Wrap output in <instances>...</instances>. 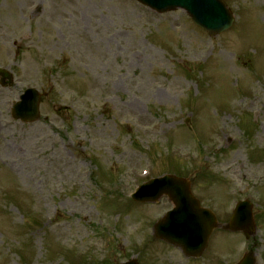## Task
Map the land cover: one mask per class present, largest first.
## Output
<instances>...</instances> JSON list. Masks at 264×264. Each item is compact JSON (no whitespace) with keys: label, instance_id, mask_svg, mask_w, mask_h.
I'll use <instances>...</instances> for the list:
<instances>
[{"label":"rangeland","instance_id":"obj_1","mask_svg":"<svg viewBox=\"0 0 264 264\" xmlns=\"http://www.w3.org/2000/svg\"><path fill=\"white\" fill-rule=\"evenodd\" d=\"M228 1L235 22L209 38L183 11L134 0H0L13 76L0 86V264H185L152 237L171 203L129 198L165 174L220 223L252 204V238L215 231L186 264L247 251L264 264V6ZM28 88L40 118L23 124L10 107Z\"/></svg>","mask_w":264,"mask_h":264},{"label":"water","instance_id":"obj_2","mask_svg":"<svg viewBox=\"0 0 264 264\" xmlns=\"http://www.w3.org/2000/svg\"><path fill=\"white\" fill-rule=\"evenodd\" d=\"M157 13L180 9L191 21L205 30L210 37L227 30L232 17L218 0H136ZM0 84L9 87L11 76L0 71ZM39 96L35 90H27L11 109V116L25 123L38 120ZM166 196L174 208L154 226V235L163 242L180 248L186 256L198 258L204 251L209 236L216 228L215 218L199 208L191 196L189 182L172 176L152 180L132 196L136 203H155ZM225 229L242 232L246 239L254 234V223L249 203H240ZM126 264H136L130 261ZM239 264H254L251 254L244 256Z\"/></svg>","mask_w":264,"mask_h":264},{"label":"flooded vegetation","instance_id":"obj_3","mask_svg":"<svg viewBox=\"0 0 264 264\" xmlns=\"http://www.w3.org/2000/svg\"><path fill=\"white\" fill-rule=\"evenodd\" d=\"M225 2H228L230 4L232 3V2H229L228 0H225ZM249 3L255 4V5L260 4V5L264 6V0H257L255 2H254V0H250Z\"/></svg>","mask_w":264,"mask_h":264},{"label":"bare ground","instance_id":"obj_4","mask_svg":"<svg viewBox=\"0 0 264 264\" xmlns=\"http://www.w3.org/2000/svg\"><path fill=\"white\" fill-rule=\"evenodd\" d=\"M258 140L261 141L262 138L261 137H258ZM255 172H258L259 174L262 173V175H264V165L263 166H260V169L259 170H256Z\"/></svg>","mask_w":264,"mask_h":264}]
</instances>
